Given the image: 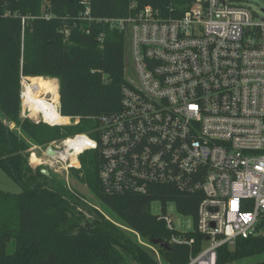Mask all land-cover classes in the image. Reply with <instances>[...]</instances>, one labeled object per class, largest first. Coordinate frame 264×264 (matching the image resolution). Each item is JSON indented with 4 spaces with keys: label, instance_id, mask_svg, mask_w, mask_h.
Returning a JSON list of instances; mask_svg holds the SVG:
<instances>
[{
    "label": "built area",
    "instance_id": "1",
    "mask_svg": "<svg viewBox=\"0 0 264 264\" xmlns=\"http://www.w3.org/2000/svg\"><path fill=\"white\" fill-rule=\"evenodd\" d=\"M79 3L77 21L124 33L134 79L124 73L119 110L98 118L96 138L66 140L85 145L73 157H46L48 147L58 151L52 143L45 151L31 149L37 163L29 165L70 168L85 150H97L104 194L140 195L153 187L200 194L195 231L205 239L188 264H217V250L254 235L264 214V11L260 16L240 0H193L182 15L172 17L128 0L127 16L100 19L92 17L90 0ZM27 19L21 18L22 28ZM61 32L67 36L69 27ZM48 94L43 99L60 115L57 88L54 97ZM21 100L26 118L30 109ZM36 115L59 125L46 122L41 111ZM62 145L65 151V141ZM90 208L130 231L97 206ZM161 218L168 231H175L171 217ZM170 242L191 246L194 240L172 235ZM147 247L162 264L157 251Z\"/></svg>",
    "mask_w": 264,
    "mask_h": 264
},
{
    "label": "trees",
    "instance_id": "2",
    "mask_svg": "<svg viewBox=\"0 0 264 264\" xmlns=\"http://www.w3.org/2000/svg\"><path fill=\"white\" fill-rule=\"evenodd\" d=\"M193 0H137L138 8L179 17ZM80 0H0V169L20 187L19 194L0 191V264H188L204 237L195 231L200 194L167 187L145 194L107 195L98 182L97 150L79 157L81 182L127 231L104 219L67 189L64 180L28 164L29 152L76 134L96 138L98 118L119 110L125 83L122 31L77 21ZM94 18L128 15V0H90ZM51 15L49 20L42 16ZM29 17L22 28L21 18ZM75 20V21H74ZM75 24V27L72 25ZM69 34L62 33L64 26ZM88 31V34H86ZM102 34V41L97 38ZM56 78L60 116L78 118L69 127L50 126L36 112L21 117V77ZM48 120V119H47ZM11 125L13 128H11ZM159 203L161 214L151 212ZM172 203L193 221L188 233L168 231L161 216ZM132 231V232H131ZM147 245L139 244L136 236ZM172 235L193 239L191 246L170 242ZM162 240L169 250L153 245ZM264 254V214L255 234L217 250V264H233ZM253 264H264V260Z\"/></svg>",
    "mask_w": 264,
    "mask_h": 264
},
{
    "label": "rangeland",
    "instance_id": "3",
    "mask_svg": "<svg viewBox=\"0 0 264 264\" xmlns=\"http://www.w3.org/2000/svg\"><path fill=\"white\" fill-rule=\"evenodd\" d=\"M240 2L247 4L253 11H255L258 15L262 16L263 11H264V0H240ZM131 61H132V57H131V53H130V46H129V41L128 39L125 40V44H124V72L127 73V76L133 80L134 79V75L132 73V69L130 68L131 66ZM23 80V81H22ZM21 84H30V85H38L39 86V90L37 91V96L38 98H50L51 95L48 94V92L44 91V86L42 85V82H45L48 84L49 87H51V89L53 90V88H57L58 90V83L56 78H52V77H21ZM41 89V90H40ZM51 93V92H49ZM54 97V94H52ZM57 99L59 100V97L57 96ZM22 102V100H21ZM36 104L30 105L28 106L30 110H27V114L31 113V112H38L40 111L38 109V107H36ZM22 108V106H21ZM58 120H47L49 123L51 124H55V123H62L59 124L57 126L60 127H69V126H74L76 124H78L76 121V118H70V117H62L58 114ZM66 123V124H64ZM55 126V125H54ZM11 128H13V126L11 125ZM76 135H84L87 136L88 138L92 139V137L86 135V134H76ZM74 135V136H76ZM70 137L65 138L63 141L68 140L69 138H72L74 136H72L71 134L69 135ZM63 141H57V142H53L56 146H58V151H63V145L62 142ZM52 144V143H51ZM49 146V145H48ZM45 151V150H42ZM90 150H85L82 154H80L76 160L75 166L73 165L70 168H66L65 165H60L58 169H56V171H51L54 175L58 176L60 179L64 180L67 189L70 192H73L74 195L78 196V198L88 207L90 206H97L100 210H102L105 214H107L109 217H113L112 214L108 213L101 205L100 203L94 198V196L90 193V189L88 187V185L86 183L81 182L79 179L81 178V176L78 173L80 168H81V164L79 162V157L83 154L89 153ZM33 153H36L37 151H32ZM39 153V152H38ZM40 160H42L41 157V153L39 156ZM31 158L30 155L28 157V164L30 163V165L32 164L31 162ZM73 161V160H72ZM35 165V164H33ZM34 168V167H33ZM35 168H46V167H35ZM0 191L2 192H8L11 194H19L21 192V187L8 175H6L1 169H0ZM151 212L154 215H160L161 214V209H160V205L159 203H153L152 207H151ZM165 214L169 217H171L172 221H173V227L175 229V231L180 232V233H188L190 231L193 230V221L191 218L189 217H184L180 214L177 213V211L175 210V207L172 203H169L166 207V212ZM113 219V218H112ZM207 246L206 243H204L203 247L205 248ZM264 260V254L261 255H257L254 257H249L246 259H243L241 261H238L236 263L233 264H253L256 262H261Z\"/></svg>",
    "mask_w": 264,
    "mask_h": 264
},
{
    "label": "bare ground",
    "instance_id": "4",
    "mask_svg": "<svg viewBox=\"0 0 264 264\" xmlns=\"http://www.w3.org/2000/svg\"><path fill=\"white\" fill-rule=\"evenodd\" d=\"M41 83L44 86V91L48 93L51 92V94L55 95V88H53L52 90L51 87H49L47 83L42 82V81ZM38 90H39L38 85L22 84V99H23L24 105L30 106V105L36 104L37 105L36 107H38V109L43 113V116L46 122H48L47 119L51 121L55 119L58 120L57 117L59 113L56 112L54 107L49 102H47L45 99L38 98L37 96ZM55 124H62V123H55ZM81 140H83L85 143H88V140H86L85 138ZM65 145H66L65 151L59 152L57 154L63 160H67L70 156L73 157L78 151L82 149L83 146H85L82 144H74L71 141H65ZM71 149H73L72 154H70ZM31 163L32 164L37 163V159H35L34 156L31 157Z\"/></svg>",
    "mask_w": 264,
    "mask_h": 264
},
{
    "label": "water",
    "instance_id": "5",
    "mask_svg": "<svg viewBox=\"0 0 264 264\" xmlns=\"http://www.w3.org/2000/svg\"><path fill=\"white\" fill-rule=\"evenodd\" d=\"M20 92H21V99H22V84H21V88H20ZM58 154V151H56L55 149H53V147H48L45 151V156L46 157H55L57 156ZM40 172L45 175V176H49V170L48 169H45V168H42L40 170ZM153 245H158L160 246L161 249H164L166 251L169 250V246L167 245V243H165L164 241L162 240H155L152 242Z\"/></svg>",
    "mask_w": 264,
    "mask_h": 264
}]
</instances>
